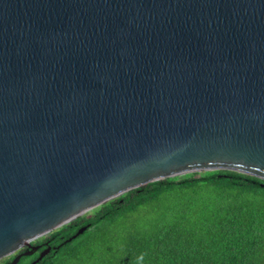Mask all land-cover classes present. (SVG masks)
<instances>
[{"label":"water","instance_id":"95a60500","mask_svg":"<svg viewBox=\"0 0 264 264\" xmlns=\"http://www.w3.org/2000/svg\"><path fill=\"white\" fill-rule=\"evenodd\" d=\"M217 169L264 180V0H0V259Z\"/></svg>","mask_w":264,"mask_h":264},{"label":"trees","instance_id":"16d2710c","mask_svg":"<svg viewBox=\"0 0 264 264\" xmlns=\"http://www.w3.org/2000/svg\"><path fill=\"white\" fill-rule=\"evenodd\" d=\"M36 242L49 250L34 264H264V180L227 169L162 178ZM37 256L22 254L16 264Z\"/></svg>","mask_w":264,"mask_h":264},{"label":"flooded vegetation","instance_id":"af4514ba","mask_svg":"<svg viewBox=\"0 0 264 264\" xmlns=\"http://www.w3.org/2000/svg\"><path fill=\"white\" fill-rule=\"evenodd\" d=\"M31 243H32V245H34V246H35V245H39V247H38L37 249H32V250H33L32 253H30V254H24V255H32V254H34L35 252H37V253L39 254L43 249L46 248V247H45V248H42L41 243H37L36 240L32 241ZM45 243H46V242H45ZM47 247H49V246H47ZM28 250H30V248H29L28 246H24L23 248L17 250V251H16L15 253H13L12 255H15V256L18 255V254H21V255H22L24 251H28ZM21 255H20V257H21ZM15 256H14V257H15ZM14 257H13V258H14ZM1 259H2V258H1ZM1 259H0V260H1ZM9 262H10V261H9ZM7 264H8V263H7Z\"/></svg>","mask_w":264,"mask_h":264},{"label":"rangeland","instance_id":"374dc122","mask_svg":"<svg viewBox=\"0 0 264 264\" xmlns=\"http://www.w3.org/2000/svg\"><path fill=\"white\" fill-rule=\"evenodd\" d=\"M89 212H91V210L90 211H88V212H86V213H89ZM85 214V213H84ZM39 239V238H38ZM12 255V254H11ZM8 256H10V255H8Z\"/></svg>","mask_w":264,"mask_h":264}]
</instances>
